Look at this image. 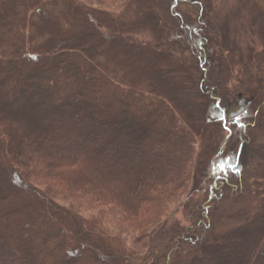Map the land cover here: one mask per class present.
I'll use <instances>...</instances> for the list:
<instances>
[{
	"label": "trees",
	"instance_id": "obj_1",
	"mask_svg": "<svg viewBox=\"0 0 264 264\" xmlns=\"http://www.w3.org/2000/svg\"><path fill=\"white\" fill-rule=\"evenodd\" d=\"M103 1L117 6L119 16L81 0H0V264H73L74 249L89 264H171L178 248L185 247L186 254L192 249L189 240L184 241L187 235L199 245L194 249L197 253H190L192 264L203 259L198 258L202 250L223 264L227 256L214 243L218 237L207 236L215 229L213 221L207 222L213 214L208 203L203 219L196 216L191 227H170L174 246L169 244L163 252L152 251L151 244L148 254L140 245L134 255L121 236L114 238L102 228V222L110 215L125 223L142 222L144 227H135L137 237L131 239L139 246V240L159 227L146 221L165 215L178 196L186 195V186L191 185V190L196 186L203 172L210 173L209 203L222 193L225 201L264 191V180L260 190L251 183L252 175H260L264 165L245 167L243 158L250 143L248 130L257 126L258 119L264 123V84L243 88L241 101L235 103L226 90L229 75L224 70L215 77L217 89H205L207 58L200 57L205 48L198 46L197 37L202 28L178 12L179 3L187 0H168L169 27L182 36L183 45L194 42L200 54L195 53L188 74L194 90L207 101L210 90L219 94L203 119L215 120L221 132L211 143L203 141L207 125L194 131L172 105V100L180 99L171 95L149 99L152 93H172L171 87L155 79L145 84L142 71L135 74L119 61L132 54L133 46L151 52L164 34L157 29L153 10L141 11L148 0ZM200 1L203 6L210 2ZM259 1L264 6V0ZM252 6L259 9L255 3ZM261 12H256L254 34L262 51L249 47L247 54L258 59L264 74ZM205 24L212 28L208 19ZM100 27L109 36L101 34ZM133 31L144 44L133 41ZM220 44V53L228 49L235 58L226 35ZM241 72L249 82L257 80L249 66ZM224 132L231 135L222 150ZM257 202L263 212V203ZM93 209L99 212L90 213ZM61 217L69 220L71 230L55 234ZM259 227L251 249L235 252L234 264H264V222ZM236 231L221 238L230 242L237 238ZM54 254L60 256L54 259Z\"/></svg>",
	"mask_w": 264,
	"mask_h": 264
},
{
	"label": "rangeland",
	"instance_id": "obj_2",
	"mask_svg": "<svg viewBox=\"0 0 264 264\" xmlns=\"http://www.w3.org/2000/svg\"><path fill=\"white\" fill-rule=\"evenodd\" d=\"M81 1H84V3L93 8L100 7L105 12L113 13V16H119L115 12L118 7L114 4H105L103 0ZM167 3L171 5V1L168 0H148V5H145L146 7H141L142 12H144L145 9L149 11L153 10L154 14L157 17L154 20L158 22L157 29L164 33L155 48H153L151 52L149 51L146 53L143 51H139L140 49H136V47L133 46L132 54H126L124 59L120 58L121 60L119 59V61H125L127 65L131 67L133 73L135 74L139 73V71H142L145 77V84L148 82L152 83V81L155 79L157 82L161 81L165 83V85H167L166 87H171L172 93H152L150 94L149 99L157 100L159 95H162L164 97L171 95L175 98L180 99L181 101H171V99L170 101L172 102L174 108L180 111V114L186 117V120L188 122H191L194 131L198 132L202 129V127H205L207 125L205 128H203V141H205V139H208V142H210L213 141L214 136H216V133L220 134L221 128L213 122L215 120L211 119L212 121H204L203 117L209 115L211 108L213 107V105L216 104L214 103L216 102V100H213L212 98H218L219 94L217 93V90H210L209 101H207L206 97L201 96L202 94H197L194 90L192 79L189 77L188 74L191 73L190 69L192 68L191 66L194 63L193 58L195 53L197 54V50L196 48H194V42L189 43L185 41V44L183 45V41H181L182 36L180 34H177L176 31L172 32L174 28L169 27L168 24L171 21L169 20L167 12L165 10ZM252 3H255V5L259 9L256 10L255 7L254 10ZM178 7V12H180L182 15L189 16L192 22H197L199 27L203 29H200V34L197 35L199 39L198 46L201 43L203 45V48H205L206 52L204 51L201 56L198 53L197 57L200 56L203 58V60L207 58V60L204 62V69H207V72L205 73L206 79L203 81L205 82V89L207 87L217 89V87L219 86V80L218 82L215 81V77H219V71L223 72L224 70H227L229 75L226 84V90L228 94L232 96V98L234 97L235 103L236 101H241L242 92H244L243 90L246 88H250V85L256 87L257 85L264 84V74L262 73V70L258 67V59L254 58L253 56L249 57L247 54V48L249 47L253 48L255 52L262 51L263 45L261 41L259 43V40L256 39L257 37L255 38V17L256 12L261 14V11L264 10L263 2L259 0H249L247 3L241 2L240 0H210L208 6H206L205 3L203 6L200 0H187V2L185 3H179ZM207 19L212 24L211 29L210 26H208L209 29H207V25L205 24V21ZM91 20L94 19L91 18ZM186 25L187 23H185V26ZM98 30L101 31V34H106L107 36H109V34H107L104 28L100 27L98 28ZM206 30L207 32H209V34H205ZM136 31L132 32L134 34L133 41L144 44V41L138 40V36L135 35V33H137ZM260 31L264 34V27L261 26ZM225 35L227 36L229 46L232 44L235 48V58L233 59L231 58V50L224 49L225 51L223 53H220V41L224 38ZM245 65L249 66V68L253 71L254 75L256 76L257 80L255 82H249L246 75L241 77V69L245 67ZM212 75H214V78H212ZM239 87L242 90L241 92L239 91ZM204 92L206 93L205 90ZM201 93H203V91ZM248 132L250 143H247L249 144V148L244 150L243 153V158L245 162H247L245 164V167H257L262 164L264 165V123H262V120L258 119L257 126L254 128H250ZM230 135L231 134H228L227 132L223 133L222 138L226 139L222 144V150L224 148L227 149L226 142L230 138ZM200 142L201 141L198 138L196 149H199ZM240 166H242V164ZM263 175L264 170H262V173H260V175H252L254 179L251 181V183L254 185L253 187L256 186L258 190L261 189V185L263 184ZM26 179H28V177H26ZM196 179V186L193 187L192 190L191 185L186 186V195L180 197L178 196L170 204L165 215H163L159 219L153 218L149 219V221H146V223L154 222L156 224L155 226L159 225V227L155 234L151 235L149 238L144 239L143 241L139 240L137 242V245L139 246L133 244V240L131 239L133 237H137V235H135V227H144L141 225L143 224L142 222L125 223L121 221L118 216L110 215V217H107L106 219L104 218V221L102 222V228L106 227L111 233V236L114 238H116V236H121L120 238H122L126 242L130 252L134 250V252L132 253L134 255L137 253V250H135V248L141 246L142 251L148 254H151L152 251H159V248L160 251L163 252L164 248H166V246H168L169 244L171 245V247L174 246V244H171L169 239L170 227L175 224H177L178 226L180 225L184 229L191 227L193 225L194 220L196 219V216H200L203 219V207L205 204L208 203V207H211L210 212H212L213 214L212 217L207 220V222L212 223L213 221L212 224H215L214 232L209 233L207 235L208 239L211 240L215 239V237H218V240H215L214 243L220 245L222 247L221 250H223L222 252H225L224 254L227 256L223 259V264H234L236 261L235 252L251 249V243L252 241L254 242V236L257 237L256 233L260 229L259 226L262 224V222H264V210L262 212L257 204V200H260V202L263 203L264 206V191H261L256 196L253 193L245 194L243 196H240L239 198H236L235 200L226 199L225 201L222 200L220 196L224 195V193H222L218 194V197L214 195L213 200L209 203L207 202V198L209 196L208 188L211 182L209 171H207V173L203 172V174H200V177H197ZM216 190L217 188L214 191ZM56 199L62 200L63 198L58 197ZM60 202L63 203V201ZM77 202L78 201H75V203ZM218 206H222V211L218 210ZM213 208L216 210L213 211ZM73 210L74 213L78 214V211H76L75 209ZM241 211H243L244 216L240 215ZM98 212L99 210L94 209L90 211V213ZM53 216H50V218H52V220L54 221L55 217ZM58 222L59 223L55 227V234H59L67 228L71 230V224L68 219L61 217L60 221ZM86 226L88 229L90 228L89 225ZM119 229L127 232L125 233L126 235L119 233V231H117ZM237 229V238L243 236V239L239 240L236 238L232 239L229 242L221 238L222 235L226 232L234 231ZM201 231L202 230H200L199 232ZM85 239H87L86 236ZM111 240H109L111 247L114 250L117 249V245H115V240ZM150 240L153 241L151 242ZM186 240H189L190 247H192V249H188L189 251H187L186 254V251H184L185 247L182 249L178 248L177 251H175V253L171 257V264L191 263L192 257L189 256L192 254L190 253H193L192 251L194 249L198 250L199 245L197 240L190 235L184 237V241ZM86 242L87 240L84 241V243ZM150 245L152 251L150 250ZM73 251L74 253H72L70 257L73 264H89L85 259V256H81L80 258L78 257L80 253L77 249L72 250V252ZM197 252L198 251H195L194 253ZM75 253L76 259H73V254L75 255ZM198 255V258L203 257V259L199 260L197 263L193 262L194 264H219V261H216L214 258H212V255L210 256L209 254H207V252L203 250ZM59 256L60 255L57 254L55 256L54 254V259L58 258ZM204 256H206L205 260ZM101 259L102 261H104L103 258Z\"/></svg>",
	"mask_w": 264,
	"mask_h": 264
}]
</instances>
